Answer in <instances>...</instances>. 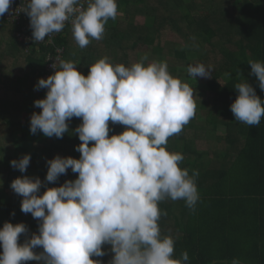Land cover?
Listing matches in <instances>:
<instances>
[{
	"label": "clouds",
	"instance_id": "clouds-1",
	"mask_svg": "<svg viewBox=\"0 0 264 264\" xmlns=\"http://www.w3.org/2000/svg\"><path fill=\"white\" fill-rule=\"evenodd\" d=\"M13 0H0V17L10 11ZM24 0L20 11L30 18L32 39L44 42L71 24L79 48L101 40L108 21L121 15L117 0ZM193 39H195L193 37ZM124 66L107 56L90 65L87 76L72 60L55 58L54 73L40 78L36 90L47 89L45 98L34 101L42 109L30 117V133L63 138L69 121L81 118L74 129L81 143L79 159L56 155L47 160L45 181L54 183L67 170L75 180L47 187L39 177L21 176L11 182L23 197L21 211L37 219L38 234L28 235L24 223L5 222L0 228V264H104L101 259L111 245L108 264H189L187 251L174 258L175 239L162 235L159 204L184 200L195 211L199 200L196 178L180 166L184 156L167 150L170 137L182 132L195 116V89L168 71L166 61H147ZM251 72L264 91V62L249 60ZM187 74L210 79L212 66L189 65ZM230 76V73H226ZM238 95L230 105L236 121L257 126L264 118V100L246 80L234 85ZM109 121L125 126L109 136ZM90 142L91 146H90ZM30 154L10 165L24 173ZM46 188L43 193L41 187ZM15 213H12L14 215ZM21 234L25 235L19 243ZM42 251L37 252V248ZM231 264H242L234 258Z\"/></svg>",
	"mask_w": 264,
	"mask_h": 264
},
{
	"label": "trees",
	"instance_id": "trees-1",
	"mask_svg": "<svg viewBox=\"0 0 264 264\" xmlns=\"http://www.w3.org/2000/svg\"><path fill=\"white\" fill-rule=\"evenodd\" d=\"M13 2L17 9L24 6V0ZM117 4L121 17L108 21L103 38L92 40L84 49L78 46L76 51L71 47L75 40L70 23L37 43L27 36L32 35V29L26 13L20 11L18 19L9 18V12L0 17V123L6 141L5 145L0 140V170L18 172L10 161L30 154L28 167L34 166L48 187L64 182L63 175L57 183L46 182L48 166L43 162L53 159L58 150L68 153L74 148L70 136L82 119L73 117L63 138L46 137L40 131H25L20 136L16 132L18 126L30 129L31 115L41 111L33 103L45 98L47 89L36 90L34 86L48 74L50 57L75 61L77 70L85 76L90 65L105 56L113 64L126 67L144 56L149 62L166 61L168 71L176 78L178 71L186 72L184 76L188 77L189 65H210L212 78H196L210 89V98L196 103L194 118L179 137H170L167 144V150L183 154L180 166L187 168L190 175L192 170H198L200 198L195 211L184 200L173 202L177 211L169 209L166 200L161 202L170 217L168 225L159 221L161 233L175 239L174 258L188 252L189 264H231L234 258L242 264H264V118L259 125L249 126L236 121L230 111L238 95L234 85L246 79L264 100V91L255 75H249L248 64L249 60L264 62V0H117ZM21 30L27 40L17 36ZM170 30L183 44L166 38ZM4 45L7 51L2 50ZM8 51L12 53L5 54ZM20 54V62H4L8 57L17 59ZM78 59L89 63L88 67L79 64ZM190 80L193 78L189 76ZM30 97L32 100L28 101ZM199 117L203 122L198 121ZM109 127V136L120 134L125 128L111 121ZM221 132L224 133L220 135ZM217 134L224 138L228 151H215L213 157L212 152L200 148L199 142ZM13 180L9 178L8 183L11 185ZM1 193L0 228L6 221L13 225L24 223L29 236L38 234V220L31 213H23L17 199L4 198V191ZM24 239L21 234L19 243ZM102 248L106 255L111 252V245Z\"/></svg>",
	"mask_w": 264,
	"mask_h": 264
},
{
	"label": "rangeland",
	"instance_id": "rangeland-1",
	"mask_svg": "<svg viewBox=\"0 0 264 264\" xmlns=\"http://www.w3.org/2000/svg\"><path fill=\"white\" fill-rule=\"evenodd\" d=\"M14 5H16V3L14 2ZM20 14V10H16V9H14L13 10V12H12V15H11V18L12 19H18V15ZM118 17H121V16H118ZM66 25H67V23H66ZM17 36L18 37H20V40H27L26 38H24V33H23V31L21 30L20 32H18L17 33ZM28 37H30V36H32V35H27ZM53 36V35H52ZM51 36V37H52ZM50 37V38H51ZM167 39H169V40H171V41H174L175 42V44L177 43V45H181V44H183V40L181 39V38H179L177 35H176V32H174V31H172V30H170L169 32H168V35H167V37H166ZM189 42H187V44H188ZM5 46V47H4ZM3 46V48H2V50L3 51H7L8 50V47H7V45H4ZM0 47H2V46H0ZM71 47L72 48H74L75 49V51H76V49L78 48V45L76 44V42H73L72 44H71ZM12 52L11 51H8L7 53L5 52V54H11ZM21 55L22 54H20L19 56H18V58L16 59V58H13V57H8L4 62H8V63H10V62H14V63H18V62H20L21 61ZM142 58V57H141ZM148 58V57H147ZM148 60V62H149V58L147 59ZM48 61H49V64H48V70H49V72H48V74H46L43 78L44 79H47L48 78V76H50L51 74V71H55V69H53L52 67H51V64H53V63H55L56 61H55V58L54 57H50L49 59H48ZM78 63L79 64H81V65H84L86 68L88 67V65H89V63H85L83 60H81V59H78ZM186 73V72H185ZM185 73H182V72H180V71H178V76H177V78H181L182 80H184V82H187V83H189V85L190 86H192V87H194V89H195V92H194V97L195 96H197L198 95V97H199V99H197L196 100V103H199L202 99H204L205 97L206 98H210V96H211V91H210V89H208L206 86H202V85H200V83L196 80H190L189 81V75H188V77H186V76H184L185 75ZM186 77V78H185ZM196 88H198V89H196ZM32 100V97H30V98H28V101H31ZM36 100H38V99H36ZM233 103V102H232ZM33 105H34V103H33ZM30 107V106H29ZM35 107V106H34ZM35 108H38V107H35ZM30 109H32L31 107H30ZM32 110H36V109H32ZM41 111H42V109H41ZM40 111V112H41ZM231 111V110H230ZM198 112H200V110L198 111ZM232 113V112H231ZM198 121L199 122H203V120L199 117L198 118ZM2 124L3 123H0V140H1V143L3 142V143H5V145H6V141H5V139H4V137L3 136H5V131L3 130V127H2ZM118 125H120V124H118ZM18 131H16L17 132V135L18 136H20L23 132H25V131H29V133H30V129L29 128H27V127H23V128H21V126H18ZM222 133H224V132H221V133H219L220 135H222ZM220 135H218L217 134V136H214L213 138H206V139H204V140H202L201 142H199L200 143V148L201 149H204L206 152H208V153H210L211 154V152H212V156L213 157H216V153H215V151H228V148H227V144H226V142H225V140H224V138L223 137H221ZM174 136H176V137H179L180 135L178 134V135H174ZM70 142L72 143V145L74 146V148H72V149H70V151L68 152V153H65L64 151H61V150H58V151H56V155H60V156H62V157H68V156H71V157H73V158H76V159H79V157H80V155L81 154H78L77 152L78 151H76L75 150V146H77V145H79L80 143H81V141L79 140V138H78V136H76L75 135V133H73L72 134V136H70ZM91 144V143H90ZM35 145H37V143H35ZM91 146V145H90ZM21 154H23V153H21ZM19 158H21V157H17V160L19 159ZM51 159V157H49V158H47V159H45V161L43 162L45 165H47V163H46V161L47 160H50ZM48 166V165H47ZM71 171V169H68L67 170V174L66 175H63V181L65 182L66 180H75L76 178H77V176H75L74 177V175H73V172H70ZM30 176V177H39L40 178V174H39V172H38V170H36L35 168H34V166H32V167H28L27 169H26V171L24 172V173H21V172H11V173H9V172H7V170L6 169H1L0 170V196H2L1 194V191H4V198H11V199H17V201H19L20 202V204H21V201H22V197L20 196V195H18V194H16L15 192H14V190L10 187V184L8 183V180H9V178H12V179H16L17 177H21V176ZM41 179V178H40ZM41 181H43L42 179H41ZM58 182V180L56 181V182H54V183H57ZM63 182V183H64ZM197 183V186H199V183L198 182H196ZM62 185V183H60V184H57L56 186H54V187H58V186H61ZM47 186V185H46ZM48 187V186H47ZM46 190V188L44 187V186H42L41 187V189H40V192L41 193H43V191H45ZM1 197H0V202H1ZM173 200H171V199H168V200H166V206H168L169 207V209H174L175 211H177V209H178V206H176V205H174L173 204ZM159 207H160V209L163 211V212H166L161 206H160V204H159ZM169 220H170V217H168L167 215H162L161 216V218H160V221H163L166 225H168V224H170V222H169ZM25 221H27V220H25ZM159 225L160 226H162V223H160L159 222ZM163 226H165V225H163ZM114 256V253H112V252H108L107 253V255L104 257H101L100 259L104 262V264H105V262H108V261H110L111 259H112V257ZM26 264H35V261H28V262H26Z\"/></svg>",
	"mask_w": 264,
	"mask_h": 264
},
{
	"label": "built area",
	"instance_id": "built-area-1",
	"mask_svg": "<svg viewBox=\"0 0 264 264\" xmlns=\"http://www.w3.org/2000/svg\"><path fill=\"white\" fill-rule=\"evenodd\" d=\"M14 9L19 10L20 8L17 9L16 6L14 5V2H13L12 5H11V8H10V11H9V13H8V17H9V18H11V15H12V12H13ZM20 10H21V9H20Z\"/></svg>",
	"mask_w": 264,
	"mask_h": 264
}]
</instances>
